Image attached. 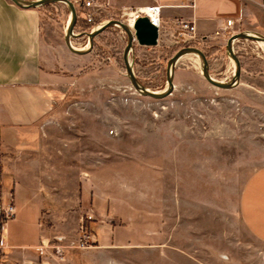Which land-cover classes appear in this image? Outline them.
Instances as JSON below:
<instances>
[{
    "label": "rangeland",
    "instance_id": "1",
    "mask_svg": "<svg viewBox=\"0 0 264 264\" xmlns=\"http://www.w3.org/2000/svg\"><path fill=\"white\" fill-rule=\"evenodd\" d=\"M145 2L112 0L113 7L96 17L102 20L100 23L122 20L120 5ZM46 5L36 9L65 36L68 6L60 2ZM76 7L79 19L86 15L82 7ZM244 30L247 29L239 32ZM255 31L264 34L261 30ZM76 32L82 31L76 28ZM127 39L120 27H110L98 35L89 53L91 61L75 76V81L54 92L56 102L52 116L46 121L45 150L57 154L60 177L64 184L69 183L68 198L74 197L75 203L66 200L67 188L57 186L56 181L49 182L54 184L45 198L53 204L54 217L49 220V229L41 244L39 263L175 264L159 257L162 251L148 247L146 213L140 216V223L145 225L140 229H133L131 224L125 226L131 221L123 217H118L120 224L114 226L99 218L91 223L87 210L78 215L75 210L80 205L79 180L86 175L84 168L100 158L108 163L117 161L124 177L131 178L136 171L134 160L146 162L149 148L162 146L169 140L177 145L179 139H189L202 131L204 148H220L216 157L224 184L221 188L228 197L223 209L228 214L225 217L221 213L220 226H205L197 239L200 249L183 252L179 249V240H175L172 256L179 264H264V243L249 233L237 207L245 182L264 165V44L247 39L235 42L242 72L240 83L234 88L223 89L209 83L202 74L198 57L189 54L176 67L174 91L163 99H155L137 92L127 76L123 60ZM215 40L213 37L194 42L192 46L205 54L208 47H219L208 49L210 72L217 80L229 81L234 64L226 53L227 42L213 44ZM87 42L86 36L73 40L78 48H85ZM181 45L166 33L156 46H144L136 41L130 59L141 83L154 91L164 90L168 60L184 47ZM168 148L172 150L171 145ZM172 154L170 157L174 159ZM110 168H103L108 176ZM48 178L51 180V174ZM130 180L124 184L129 198ZM51 203H48L50 207ZM135 241L142 245L135 246ZM181 254L191 261H181Z\"/></svg>",
    "mask_w": 264,
    "mask_h": 264
},
{
    "label": "crops",
    "instance_id": "2",
    "mask_svg": "<svg viewBox=\"0 0 264 264\" xmlns=\"http://www.w3.org/2000/svg\"><path fill=\"white\" fill-rule=\"evenodd\" d=\"M108 1L113 7L112 0ZM174 2L159 0L162 4ZM151 3L152 0L122 4L119 10ZM163 16L166 20L194 21L206 41L216 39L213 44H224L231 34L243 29L264 32V0H196L194 9L166 7ZM229 19L235 22L232 26L227 25ZM222 30L225 31L221 35H216ZM90 61L91 54H76L68 48L64 32L45 19L42 12L21 8L12 0H0V243L5 245L2 264H40L41 244L49 220L54 217L53 204L45 198L53 188L54 183L49 182L56 181L63 188L69 186L60 177L57 154L45 150L46 121L53 114L54 92L75 81ZM202 139L203 132H195L189 139H179L177 145L169 140L149 148L146 162H133V170L141 171L142 176L134 171L131 178H125L117 161L108 163L100 158L90 163L84 168L86 175L80 176V205L76 213L87 210L93 224L98 218L107 221L109 217H123L131 221L125 226L131 224L133 229L145 227L139 219L146 213L148 247L162 251L159 257L176 264L172 256L175 240H179L183 252L198 250V235L203 234L205 226H220L221 213L225 217L228 214L223 209L228 197L221 188L224 184L216 157L220 148H204ZM107 167H111L110 176L103 169ZM127 179H131L130 198L124 185ZM65 190L66 200L74 204V197L68 198L71 190ZM11 204L15 214L1 236L3 210ZM237 207L246 229L264 243V165L245 182ZM133 244L142 245L140 241ZM184 255H180L181 261L189 262Z\"/></svg>",
    "mask_w": 264,
    "mask_h": 264
},
{
    "label": "water",
    "instance_id": "3",
    "mask_svg": "<svg viewBox=\"0 0 264 264\" xmlns=\"http://www.w3.org/2000/svg\"><path fill=\"white\" fill-rule=\"evenodd\" d=\"M17 6L24 9H36L46 4L64 3L68 6V21L65 29V43L68 48L76 54H89L92 52L95 44V39L98 35L106 31L110 27H120L127 34V44L123 53V60L126 66L127 76L129 77L133 87L143 96H149L155 99H163L169 96L175 89L174 77L176 67L179 61L186 55L193 54L198 57L201 63V71L205 79L212 85L231 89L240 83L242 64L239 55L235 51V42L240 39L257 41L264 44V34L254 30H244L236 34H232L225 46L228 57L233 61L234 70L232 78L229 81H220L214 78L210 72V63L205 52L196 46L181 47L168 60L167 64V85L162 91H154L141 83L134 71L133 61L130 59L131 53L134 50L135 42L144 46H156L158 44L159 29L153 24L147 16H140L134 23L133 29L120 19H109L97 26L91 31L76 32V25L79 20L78 10L72 0H12ZM86 36L88 38L85 48H78L74 45V39H80ZM107 223L117 226L120 224L118 217H109Z\"/></svg>",
    "mask_w": 264,
    "mask_h": 264
},
{
    "label": "built area",
    "instance_id": "4",
    "mask_svg": "<svg viewBox=\"0 0 264 264\" xmlns=\"http://www.w3.org/2000/svg\"><path fill=\"white\" fill-rule=\"evenodd\" d=\"M153 3L146 5H138V6H125L121 11V18L127 21V24L133 29V25L135 21L140 16H147L150 21L155 24L159 29V38L164 33L170 37V39L174 40L179 44H187L194 43L198 41L205 40L203 36H201L198 31L194 21L186 20L183 18H173L171 20L164 19L163 9L166 7L171 8H186V9H194L196 7V0H175L174 3L170 4H162L159 3V0H152ZM74 3L82 8L90 9L91 11L86 13L85 18L88 22H93L95 20L96 15H101L103 11L109 9L110 3L108 0H74ZM124 22V21H123ZM234 20L229 19L227 21L228 26H232L234 24ZM225 30L216 32V35H221ZM15 214V206L13 204L7 206L3 210L2 218H1V236H3L4 227L9 219H11ZM91 216L88 217L91 220ZM82 229L85 228V225L81 226ZM84 238H88L86 234ZM5 245L4 243H0V264H2V252ZM23 264H32L29 261L23 262Z\"/></svg>",
    "mask_w": 264,
    "mask_h": 264
},
{
    "label": "trees",
    "instance_id": "5",
    "mask_svg": "<svg viewBox=\"0 0 264 264\" xmlns=\"http://www.w3.org/2000/svg\"><path fill=\"white\" fill-rule=\"evenodd\" d=\"M52 4H48L46 6H50ZM45 6V7H46ZM91 10L90 9H87V8H83V12L84 14L90 12ZM102 20H99L97 17H95V21L94 22H88V20L85 18V16L81 17L78 22H77V25H76V28L80 29L81 31H90L96 24L100 23ZM190 45H194V43H187V44H183L181 46H190ZM208 49H219V47H208ZM208 49L206 51V55H207V58L210 57V53L208 52Z\"/></svg>",
    "mask_w": 264,
    "mask_h": 264
}]
</instances>
